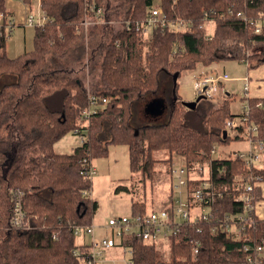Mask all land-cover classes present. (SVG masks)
I'll return each mask as SVG.
<instances>
[{"label": "trees", "instance_id": "16d2710c", "mask_svg": "<svg viewBox=\"0 0 264 264\" xmlns=\"http://www.w3.org/2000/svg\"><path fill=\"white\" fill-rule=\"evenodd\" d=\"M23 1L31 5V0ZM89 4L102 9V20L92 25L84 43L82 21L93 16L86 10ZM153 4L160 5L170 22H188L186 29L168 25L147 36L138 33L133 20L144 18ZM40 6L49 20L33 28L32 49L9 57L3 30L0 35V264H82L74 251L85 249L75 243L71 227L90 224L98 204L90 194L92 180L81 169L94 157L106 155L109 142L127 145L130 170L144 176L154 172V152L160 150L168 151L169 165L173 154L189 165L210 161L215 189L224 194L213 203L216 216L244 211L247 202L236 197L244 191L243 184L232 187L233 178L239 174L244 182L253 172L264 182V166L246 168L238 159L213 157L211 149L214 142L229 140L228 120L236 123L235 138H244L245 126L253 124L256 138L264 137V96L241 98L249 108L244 122L242 112H231L229 97L211 111L208 102L205 116L206 109L199 111L198 105L212 101L211 96L188 109L177 93V79L197 64L236 59L247 67L263 65L264 0H40ZM0 11L11 15L5 0H0ZM205 12L213 19L210 37ZM115 19L121 21L119 29L107 23ZM251 21H258L259 31ZM89 62L90 71L98 74L91 92L106 102L85 124L81 114L88 88L76 72ZM164 81L171 88L168 118L134 125L136 106L163 92ZM71 131L82 136V144L70 153L55 152L54 143ZM15 188L22 192L24 211L18 226L11 221ZM262 198L257 185L248 204L255 207ZM146 209L143 202H132L131 212ZM254 209L246 211L255 224L246 226L244 237L220 225L212 232L202 221L201 232L192 229V236H185L183 230L170 237L168 259L161 258L156 244L138 238L122 237L117 245L132 247L133 264L239 261L244 258V242L264 246V218L254 215ZM190 238L199 241L197 253Z\"/></svg>", "mask_w": 264, "mask_h": 264}, {"label": "built area", "instance_id": "2783aa9c", "mask_svg": "<svg viewBox=\"0 0 264 264\" xmlns=\"http://www.w3.org/2000/svg\"><path fill=\"white\" fill-rule=\"evenodd\" d=\"M23 4H26L23 0ZM36 1L35 12L27 14L26 23L29 26H41L49 17L42 12L40 0ZM87 12H92L93 16H86L82 21L83 28H87L93 22H100L102 20V9L89 4ZM240 14V13H239ZM205 19L213 23L212 17L207 12L204 13ZM246 20L245 16H241ZM206 22V23H207ZM255 24V31H259L260 24L258 21H251ZM128 24V20L125 22ZM134 29L143 36L149 35L154 29H163L171 25L174 29H184L188 26V22L177 19L170 22L165 16L159 4H153L147 11L144 18L141 20H133ZM14 20L8 16L5 17L4 13L0 11V35L4 32L5 39L9 36L10 31L14 26ZM186 29V28H185ZM149 33V34H147ZM208 34V33H207ZM208 34L207 37H210ZM227 75L224 74V77ZM218 76L203 75L193 80V88L195 97L199 94H206L212 96L216 91V83ZM248 79L245 78L243 89L248 92ZM248 96V95H246ZM87 106L82 110V118L85 124L90 117L95 114L99 107L106 102L104 97L98 96L93 92L87 91ZM260 105V103H257ZM248 105L242 107L243 116L241 121L244 122L248 114ZM236 123L228 120L226 121V129L235 130ZM246 142L249 147L240 152L235 150L232 154H228L223 158L238 159L244 163L246 168L263 167L264 161V137L256 138L257 128L256 125H247L244 128ZM83 140V138H82ZM215 148L212 147L211 153L213 154ZM179 156V155H178ZM181 161L175 164L172 160L169 167V173L172 177L170 199L167 206L160 209H146L141 212H131L129 216H120L109 218L103 224V232L101 235H96L95 226L90 223L88 225H81L73 223L71 229L75 236H90V240L80 243L84 246L85 250H76L75 254L79 255L82 264H133L131 246L117 245L122 237H134L141 239L144 242L154 243L156 246L159 242H168L170 246V237L181 234L184 230L185 236H192V229L196 233L202 231V226L198 224L202 221L209 223L211 231L217 230V226H223V230L227 233L236 234L237 238L242 236L243 230L246 226L255 224L253 218H249L246 211L254 209V215H257V205H249L248 203L253 198V191L255 186L262 184V177L259 174L250 172L243 182L237 174L233 178V184L236 189L243 184L244 191L238 196L247 202L244 211L235 213H226L224 218L217 217V209L213 208V203L217 198L224 196L221 190L215 189L216 181L212 177V167L210 161L203 162L202 164L189 165L183 156H179ZM259 163H256V162ZM87 162V161H85ZM81 173L85 178L92 179L96 173V169L92 162H88L81 169ZM85 193V191H84ZM12 218L13 225L18 226L22 224L24 218V211L21 205L22 192L19 189H12ZM258 216V215H257ZM213 222V224H211ZM246 237V236H245ZM196 245L193 248L194 253L198 252V240H193ZM79 245V244H78ZM86 246V247H85ZM113 249L119 250L118 257L110 256L109 251ZM240 251L244 258L239 261L207 263V264H264V246L261 243L251 244L244 242L240 247Z\"/></svg>", "mask_w": 264, "mask_h": 264}, {"label": "rangeland", "instance_id": "374dc122", "mask_svg": "<svg viewBox=\"0 0 264 264\" xmlns=\"http://www.w3.org/2000/svg\"><path fill=\"white\" fill-rule=\"evenodd\" d=\"M157 2V1H156ZM32 6L23 4L18 0H7V6L15 9L16 15L12 16L14 19V26L6 38V54L9 57H16V55L23 51H28L33 47V32L34 27L29 25H21L26 23L27 14L35 12L36 1L31 0ZM21 23V24H18ZM101 23L93 22L84 28L83 33L85 36L84 43H88L89 31L92 25ZM107 23L113 24L114 29L121 27L120 19L108 21ZM206 31L211 34L213 29V23L208 21L206 23ZM149 34V33H147ZM207 34V35H208ZM88 48V47H87ZM85 61L86 57H85ZM86 63V62H85ZM75 66V65H74ZM90 62L85 65L84 69L77 70L76 74H80L88 91H92L94 81L97 79L98 74L91 72ZM78 69V68H77ZM249 70L255 73L253 67H247L246 62L236 59H228L217 62H212L208 66L197 64V66L190 70H184L181 72L177 79V93L182 100H193L194 88L193 79L202 77L203 75L219 76L221 84L216 83V91L213 92L212 101L199 102L198 108L201 111L205 108V116L207 111L215 108L223 99L228 97L225 94V90H229L232 94L230 96V110L235 114L242 112L243 101L242 97H246V92L243 90L245 77ZM203 72V73H202ZM224 74L227 76L224 77ZM263 74H261L262 76ZM259 74H256L251 78V81L260 82ZM248 78V77H247ZM163 80H169V78H163ZM162 86L163 92L149 99L147 102H141L136 106L133 111L131 122L134 125L147 124V123H159L168 118L170 112V96L171 88L164 81ZM249 96V94H248ZM160 98L163 102L162 110L158 114L151 115L146 113V105L156 99ZM208 102H211L209 106ZM192 110V109H191ZM192 111H188L190 114ZM200 119L202 114L200 112ZM229 140L220 143L214 142L215 148L213 157H226L228 154H232L235 150L240 149L243 152L249 147V143L244 138H235L239 133L237 131L229 129ZM242 136V132L240 133ZM105 139V138H104ZM82 144V136L74 133L73 131L66 133L63 137L57 140L53 148L57 153H70L74 147ZM107 154L104 156L94 157L91 161L96 169V173L92 177L91 197L97 201V209L92 216L91 223L95 226L96 235H101L103 232V224L109 218L129 216L132 211V202H143L148 209H160L167 206L168 197L170 195L172 177L169 173V162L166 160L169 156L168 151L160 150L154 152V156L157 158L154 172L151 176H144L141 172H132L129 166V153L127 145L123 143H107ZM172 160L175 164H178L181 159L177 154L172 155ZM256 163H259L258 161ZM258 206V205H257ZM90 240V236L85 234L84 236H75V243L80 244ZM160 252V256L163 259H168L170 246L168 242H159L157 244ZM110 256L119 255L118 249H113L108 252Z\"/></svg>", "mask_w": 264, "mask_h": 264}, {"label": "crops", "instance_id": "0c3cea01", "mask_svg": "<svg viewBox=\"0 0 264 264\" xmlns=\"http://www.w3.org/2000/svg\"><path fill=\"white\" fill-rule=\"evenodd\" d=\"M5 4H6L7 10L11 13L10 17L12 18V16L16 15L15 9L13 8V6H11V7L7 6V0H5ZM30 6H32V4ZM18 24H21V23H18ZM21 25H24V24H21ZM203 66H208V65H203ZM248 71L249 72L247 73L246 77H248L247 79H248V83H249V87H248L249 90L246 93V95L249 94V96H264V81L260 82L261 85H259L258 80H257L258 82L257 81H251V78L254 77L256 74H259V76H260L258 78L259 80H263L262 78L264 77V64L259 66V67H255V69H254L255 73L251 72L252 70H249V69H248ZM261 74H263V75L261 76ZM218 83L220 84L221 87H223V84H221V80L219 78H218ZM225 94L230 98L232 93L229 90L228 91L225 90ZM194 96H195V94H194ZM212 97H213V95L211 96V99H212ZM238 150H240V149H238ZM263 164H264V161H263ZM261 195L263 198L258 203V206L256 208V213L259 217L264 218V182H262V184H261Z\"/></svg>", "mask_w": 264, "mask_h": 264}, {"label": "water", "instance_id": "95a60500", "mask_svg": "<svg viewBox=\"0 0 264 264\" xmlns=\"http://www.w3.org/2000/svg\"><path fill=\"white\" fill-rule=\"evenodd\" d=\"M207 95L206 94H199L197 95L193 100H182V105H184L186 108L188 109H194L196 107L197 102L202 99L205 98ZM162 106H163V102L160 98H156L152 101H150L147 105H146V113H149L151 115H155L158 114L159 112H161L162 110ZM227 136V130L223 131V138H226Z\"/></svg>", "mask_w": 264, "mask_h": 264}]
</instances>
